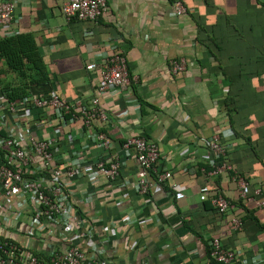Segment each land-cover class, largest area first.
I'll return each instance as SVG.
<instances>
[{
	"label": "crops",
	"instance_id": "obj_1",
	"mask_svg": "<svg viewBox=\"0 0 264 264\" xmlns=\"http://www.w3.org/2000/svg\"><path fill=\"white\" fill-rule=\"evenodd\" d=\"M65 1L15 0L14 22L0 29V38L32 34L50 72V94L69 104H86L95 96L103 53L111 49L126 59L130 87L99 98L107 122L97 126L107 137V149L91 147L79 122L57 125L47 109H30L20 120L23 129L41 140L59 136L53 150L62 166L79 153L87 162L118 158L116 181L101 177L92 183L83 176L67 181L72 218L93 228L98 264H208L206 243L211 238L241 253L245 262L231 264L261 261L264 233L251 222L239 231L232 226V219L242 222L245 211L234 206L219 217L209 201H200L199 191L213 189L219 179L225 198H239L230 175L204 174L207 141L216 135L231 145L232 169L264 193V60L251 49L254 40L264 50V0H181L186 12L179 17L172 0H107V13L95 21H66L61 13ZM206 36L222 41L219 60L198 41ZM180 58L185 70L173 74L170 64ZM89 64L95 69L86 70ZM0 81L19 84L4 72ZM229 89L240 96L233 122L254 149L231 129L223 105ZM3 100L0 96V132L5 135L14 119ZM139 136L157 144V171L171 173L147 195L134 190L137 164L133 152L123 148L127 139ZM177 193L183 197L176 199ZM19 200L3 201L0 238L39 248L25 236L31 211L29 205L17 208ZM255 215L264 225V207ZM73 245L89 252L85 240L76 239Z\"/></svg>",
	"mask_w": 264,
	"mask_h": 264
},
{
	"label": "built area",
	"instance_id": "obj_2",
	"mask_svg": "<svg viewBox=\"0 0 264 264\" xmlns=\"http://www.w3.org/2000/svg\"><path fill=\"white\" fill-rule=\"evenodd\" d=\"M171 6L176 17L186 12L178 0L172 2ZM14 9L15 0H0V29L9 28L14 22ZM107 10V0H66L61 6V13L66 21H95L104 16ZM170 65L171 72L177 74L185 70L186 62L180 58ZM95 67V64H89L86 70L90 71ZM100 68V84L95 96L86 104L81 102L69 104L52 93L47 97L33 96L24 99L20 106L29 104L32 109H47L59 126L63 123L79 122L87 133L86 137L91 147L107 149L108 140L105 133L93 127L94 122H107V117L99 106V98L112 91L126 90L130 87L132 79L125 57L114 50L110 49L102 54ZM136 108L138 109V106ZM7 109L13 116L14 123L8 133L0 137V149L5 152L4 162H0V210L3 201L9 198H20L16 203L19 209L29 205L31 218L25 236L28 240L38 242V249L46 253V256L44 259L38 258L31 252L35 248L20 246L10 239L2 238L0 264H98L99 250L93 240V228L86 225L82 219L72 218L68 182L78 176H83L92 183L101 177L116 181L120 177L118 158L108 163L101 158L87 162L79 153L64 166L59 165L53 150L58 144L59 136L55 135L50 141L37 138L28 128L23 129L20 121L28 110H19V106L14 103H9ZM66 116H69V119L65 120ZM230 146L224 144L216 135L208 139L210 156L206 164L211 168L209 174L218 176L231 171L232 178L239 187L240 198L254 202L256 208H263L261 190L256 188L252 193L258 200L250 197L249 185L226 162L225 157ZM123 148L133 152L137 164L138 172L135 174L133 186L137 194L147 195L155 185H160L171 178L170 172H158L155 168L159 156L156 143L141 136L132 137L125 141ZM219 159L223 162L216 165ZM45 172L50 177H46ZM175 197L181 199L183 195L177 193ZM199 199L209 201L219 214H226L232 208L221 194H213L207 187L200 189ZM232 226L234 230L239 231L241 220L232 219ZM105 229L106 227H103V230ZM76 239L85 240L89 247L88 253L73 245ZM207 243L209 257L213 261L219 264L245 262L240 252L223 248L218 239L211 238ZM60 244L67 245L61 247ZM254 264H264V255L261 261Z\"/></svg>",
	"mask_w": 264,
	"mask_h": 264
},
{
	"label": "trees",
	"instance_id": "obj_3",
	"mask_svg": "<svg viewBox=\"0 0 264 264\" xmlns=\"http://www.w3.org/2000/svg\"><path fill=\"white\" fill-rule=\"evenodd\" d=\"M174 1L175 0H172V2ZM178 1L182 3L181 0H178ZM200 29L201 28H199V30ZM251 31H252V36L254 38L256 32L254 29H252ZM239 38H243V35L239 34ZM198 41L201 42L207 48L208 52L216 60H219L218 55H220L221 53L220 44H222V41L219 38L217 37L213 38V37L206 36L205 38L204 37L198 38ZM254 44L255 43L253 40L252 45H251L252 52L256 54L257 59L262 57V59L264 60V50L262 48L257 47ZM0 64H2V68H0V74H3V72L12 74L15 77H17V79L19 80L18 85H12L7 82L0 81V96H2V98L4 99L3 104L5 106H7L9 103H14L15 105L17 104V106H19V110L20 109L22 111L30 110L32 109V107L29 104L20 106V103L24 99H29L30 96L33 94L36 97H47L50 94L51 83H52L50 72H49L47 65L44 62L43 56L41 52L39 51L37 42L32 34L19 33V34H13V35L1 37L0 38ZM243 65L244 64L240 65L239 70L244 69ZM239 99H240L239 94L234 93L232 92L231 89H229L228 94L224 98V101H223V105L225 107V113L229 117L230 126H231V129L233 130L234 136L236 138L241 136L247 144H250L248 146L251 149L252 148L254 149L252 145V140L249 137L239 135L238 130L232 119V113L236 114L238 111L236 109H237V103ZM67 119H69V116L65 117V120ZM97 125H98L97 122L93 123V127L96 130L103 132V130L99 128ZM1 136H3L2 132H0V137ZM224 144H228V143H224ZM228 152L225 157V160L228 164H230V161L228 159ZM4 156H5L4 150L0 149V162H4ZM222 162L223 160L219 159L216 161V165H220V163ZM57 164L60 165V163H57ZM203 171H204V174H208L211 171V168L206 164ZM225 174L230 175L231 177L233 175L231 171ZM44 175L46 177H50V175L47 172H45ZM219 177H221V175L217 176V178ZM242 177H243V180L249 185L247 179L244 176ZM218 180L219 179H217V181L215 182L216 185L213 189H210L208 187L207 188L213 194L219 193L222 195ZM249 188H250V194H249L250 197H253L254 200H258L257 197H254L252 195L253 190L258 187L249 185ZM261 193H262L261 199L264 200V193L262 190H261ZM225 199L227 200L229 205L232 206V208L229 209L228 212L234 209V206L235 207L238 206L245 211V217L242 218V222H241V225H243V228H244V225H246V223L251 222L252 224H254L257 232L264 233V225L259 224L258 219L256 218V215H255L256 209H259V208L255 207L254 202H249L245 199H242L240 198V195L237 201H230L227 198ZM201 202H204V204L207 205L205 203L206 201H201ZM213 211L219 217H222L228 214V212H226V214H219L217 210H215L214 208H213ZM0 240H2V238H0ZM206 248H207L206 251H207V257H208V264H219L213 261L209 257L208 243H206ZM31 252L34 256L41 258V259H44L46 256V253L41 252L38 248L31 250Z\"/></svg>",
	"mask_w": 264,
	"mask_h": 264
}]
</instances>
